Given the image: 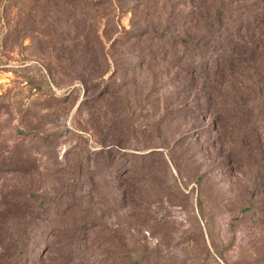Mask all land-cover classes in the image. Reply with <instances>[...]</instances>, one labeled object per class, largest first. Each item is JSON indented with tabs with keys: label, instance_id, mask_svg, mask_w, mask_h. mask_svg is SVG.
Listing matches in <instances>:
<instances>
[{
	"label": "rangeland",
	"instance_id": "obj_1",
	"mask_svg": "<svg viewBox=\"0 0 264 264\" xmlns=\"http://www.w3.org/2000/svg\"><path fill=\"white\" fill-rule=\"evenodd\" d=\"M0 264H264V0H0Z\"/></svg>",
	"mask_w": 264,
	"mask_h": 264
},
{
	"label": "trees",
	"instance_id": "obj_2",
	"mask_svg": "<svg viewBox=\"0 0 264 264\" xmlns=\"http://www.w3.org/2000/svg\"><path fill=\"white\" fill-rule=\"evenodd\" d=\"M184 43H186V44H187V42H184Z\"/></svg>",
	"mask_w": 264,
	"mask_h": 264
}]
</instances>
